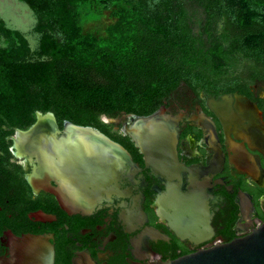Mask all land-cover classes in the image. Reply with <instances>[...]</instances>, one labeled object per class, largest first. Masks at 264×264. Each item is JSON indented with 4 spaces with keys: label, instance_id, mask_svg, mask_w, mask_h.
Returning <instances> with one entry per match:
<instances>
[{
    "label": "trees",
    "instance_id": "16d2710c",
    "mask_svg": "<svg viewBox=\"0 0 264 264\" xmlns=\"http://www.w3.org/2000/svg\"><path fill=\"white\" fill-rule=\"evenodd\" d=\"M22 1L37 16L40 51L49 60H18L15 53L26 41L0 20V34L9 41L7 48L0 43V224L7 225L8 196L22 219L32 211H59L53 195L34 197L24 172L19 183L9 177L11 137L33 126L37 113H53L61 129L66 121L96 128L133 150L120 133L122 123L167 107L181 87L198 100L252 96V86L263 84L264 0H197L208 21L222 26L207 39L195 33L176 0ZM80 7L108 15L103 35L85 30ZM229 68L237 70L229 74ZM103 117L119 122L108 125Z\"/></svg>",
    "mask_w": 264,
    "mask_h": 264
},
{
    "label": "flooded vegetation",
    "instance_id": "af4514ba",
    "mask_svg": "<svg viewBox=\"0 0 264 264\" xmlns=\"http://www.w3.org/2000/svg\"><path fill=\"white\" fill-rule=\"evenodd\" d=\"M252 92L202 96L194 99L190 112H167L178 134V163L202 172L210 169L196 186L209 207L206 233L187 231L181 238L171 225L172 212L167 211L170 220L159 215L158 198L168 181L147 166L133 143V150L124 147L135 165L122 183L126 196L105 198L90 214H69L58 203L55 213L32 211L22 219L8 196L7 225L0 224V258L9 256L11 235L53 236L55 264H158L250 235L264 224V81L253 85ZM10 163L13 182H20L22 172L26 180L34 172L29 157L13 153ZM173 183L183 193L193 190L186 173ZM32 194L49 193L32 189ZM37 212L50 219L38 221L33 217Z\"/></svg>",
    "mask_w": 264,
    "mask_h": 264
},
{
    "label": "water",
    "instance_id": "95a60500",
    "mask_svg": "<svg viewBox=\"0 0 264 264\" xmlns=\"http://www.w3.org/2000/svg\"><path fill=\"white\" fill-rule=\"evenodd\" d=\"M120 131L141 150L147 166L168 181L167 191L158 198L159 215L170 220L167 211L172 212L171 225L181 238L187 231L206 233L210 229L209 207L196 186L210 169L202 172L199 167L178 163V134L166 109L146 117L130 115ZM11 140L12 149H22L33 164L30 187L34 190L33 180L46 185L45 191L69 214H90L105 198L126 196L122 183L135 166L132 158L120 143L96 128L66 121L61 129L53 113H37L35 124L26 131L17 130ZM185 173L193 187L188 193L173 183L181 181ZM33 217L43 222L50 219L43 212ZM52 241L50 235H11L9 256L1 257L0 264H55ZM158 264H264V224L246 237Z\"/></svg>",
    "mask_w": 264,
    "mask_h": 264
},
{
    "label": "rangeland",
    "instance_id": "374dc122",
    "mask_svg": "<svg viewBox=\"0 0 264 264\" xmlns=\"http://www.w3.org/2000/svg\"><path fill=\"white\" fill-rule=\"evenodd\" d=\"M134 3H139V0H134ZM175 3H184V8L187 9L191 18L192 27L198 36L207 39V32L212 33L214 36L222 33L220 22L215 20L208 21L202 3H199L197 0H176ZM81 10L83 12L81 21L85 30L96 35H103L105 28L111 22L108 15L100 12L86 11L87 9L85 8ZM0 20L7 28L19 32L26 41V46L22 45V48L15 53L18 60L21 62H43L49 60V57L42 55L40 51L42 35L35 31L37 16L25 2L22 0H0ZM0 43L3 48H7L9 44V41H7V38L3 34H0ZM236 70L237 68H229L227 71L229 74H233ZM194 99L195 97L192 92L183 86L171 98L167 112L174 113L177 110L190 112L189 109H191ZM102 121L108 125H117L119 122V120L107 117H103ZM115 130H118V127H115ZM122 135L125 136L124 134ZM11 149L12 147L9 151Z\"/></svg>",
    "mask_w": 264,
    "mask_h": 264
},
{
    "label": "bare ground",
    "instance_id": "6f19581e",
    "mask_svg": "<svg viewBox=\"0 0 264 264\" xmlns=\"http://www.w3.org/2000/svg\"><path fill=\"white\" fill-rule=\"evenodd\" d=\"M209 105H210V107H211L213 110H216L217 105H216V106H213L211 103H210ZM127 127H129V124H128ZM127 129H128V128H127ZM124 133H127V130H125ZM16 139H17V138H16ZM17 141H18V140H17ZM14 151H15V152H14ZM13 153H15V155H16L18 158H24V157H26V154L22 151V149H14V150H13ZM29 179H30V178H29ZM31 182H32V185H33V187H34V191H36V192H39L40 189L48 190V188H47L46 185H43V186L41 185V186H39L38 183L36 184L34 180L31 181Z\"/></svg>",
    "mask_w": 264,
    "mask_h": 264
},
{
    "label": "built area",
    "instance_id": "2783aa9c",
    "mask_svg": "<svg viewBox=\"0 0 264 264\" xmlns=\"http://www.w3.org/2000/svg\"><path fill=\"white\" fill-rule=\"evenodd\" d=\"M11 152H12V154H13V149H11ZM28 179H29V175H28V178H27V182H28ZM29 183V182H28Z\"/></svg>",
    "mask_w": 264,
    "mask_h": 264
}]
</instances>
